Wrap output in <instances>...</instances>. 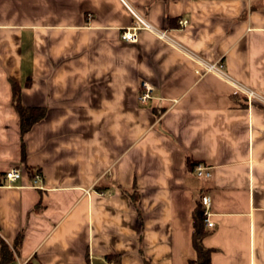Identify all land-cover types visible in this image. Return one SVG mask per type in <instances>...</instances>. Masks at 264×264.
Segmentation results:
<instances>
[{"label":"crops","instance_id":"obj_1","mask_svg":"<svg viewBox=\"0 0 264 264\" xmlns=\"http://www.w3.org/2000/svg\"><path fill=\"white\" fill-rule=\"evenodd\" d=\"M127 1L182 47L222 60L255 96L198 74L149 30L121 39L133 21L121 0H0L9 264H186L202 194L209 264H264V0ZM142 80L153 85L145 103ZM12 82L23 105L45 111L23 133L24 153ZM196 160L209 178L193 173ZM11 167L20 177L6 183ZM29 169L41 171V187L29 186Z\"/></svg>","mask_w":264,"mask_h":264},{"label":"built area","instance_id":"obj_2","mask_svg":"<svg viewBox=\"0 0 264 264\" xmlns=\"http://www.w3.org/2000/svg\"><path fill=\"white\" fill-rule=\"evenodd\" d=\"M121 2L127 8V10L129 11V13L131 14L132 19H133L132 24L121 29V32H120L121 39L132 42V41H135L137 39L136 31L138 29L142 28V29L149 30V31L155 33L156 35H158L159 37H161L162 39L172 43L177 48H179L184 53H186L188 56H190L197 63V67H196L195 71L198 74H203V73H207V72L215 74L216 76H219L223 80L231 83L233 86H235L240 91H242L248 97V99L255 96V93L253 91L245 88L241 84H238V82L233 80L225 72L224 63L222 60H220V59L213 60V61L203 60L202 58H200L199 56H197L196 54H194L190 50H187L186 48L182 47L178 43L174 42L164 31L156 28L154 25H152L150 22H148L142 16V14L140 12H138V10L136 8H134L127 0H121ZM186 22H187L186 19H180L179 20L180 24H185ZM140 88L141 89H140L139 94H138V101H139V103H145L149 99V97L151 96L153 85L149 81L142 80L140 82ZM260 101H262L264 103V98H260ZM192 171L197 177L209 178L211 176L210 167L202 161H198V160L193 161L192 162ZM41 176H42V174H41V171L39 169L33 170V173H32L31 178H30L29 186L41 187L40 185H38V182H39ZM2 177L6 183H12L20 177V171L15 167H11L3 173ZM200 201L203 205L204 224L206 227L211 228L213 226V222L209 218V207H210L209 195L202 194L200 196ZM16 264H24V263L18 261Z\"/></svg>","mask_w":264,"mask_h":264},{"label":"trees","instance_id":"obj_3","mask_svg":"<svg viewBox=\"0 0 264 264\" xmlns=\"http://www.w3.org/2000/svg\"><path fill=\"white\" fill-rule=\"evenodd\" d=\"M12 86V98L16 105V110L18 114L19 120V133L21 140V150L24 153L23 143H22V135L26 132L34 122L43 117L45 111L43 107H33V106H25L20 102V88L15 83H11ZM191 165V163H190ZM192 166V165H191ZM33 173V169H29L30 176ZM208 232V227L204 224V215H203V205L200 201V197L196 201V205L192 212V232H191V240L192 245L195 250V257L187 260L186 264H209L210 262V253L211 248L207 247L203 243V237ZM109 259L114 258V255H108ZM13 259L12 250L9 246L1 242L0 244V263L9 264ZM115 261L118 262L117 259ZM27 264V263H26ZM118 264V263H114Z\"/></svg>","mask_w":264,"mask_h":264}]
</instances>
